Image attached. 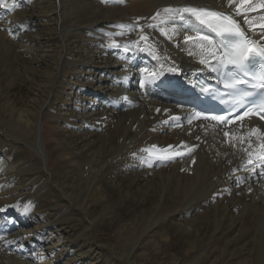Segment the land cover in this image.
<instances>
[{
    "label": "bare ground",
    "instance_id": "bare-ground-1",
    "mask_svg": "<svg viewBox=\"0 0 264 264\" xmlns=\"http://www.w3.org/2000/svg\"><path fill=\"white\" fill-rule=\"evenodd\" d=\"M4 3L0 264H264V141L250 135L264 126L246 120L225 140L139 72L171 84L211 71L199 61L214 57L184 44L186 21L152 19L166 7L231 12L254 40L264 10L245 14L250 27L227 0ZM152 146L184 155L141 151Z\"/></svg>",
    "mask_w": 264,
    "mask_h": 264
},
{
    "label": "snow or ice",
    "instance_id": "snow-or-ice-1",
    "mask_svg": "<svg viewBox=\"0 0 264 264\" xmlns=\"http://www.w3.org/2000/svg\"><path fill=\"white\" fill-rule=\"evenodd\" d=\"M124 0H117V3H123ZM229 7L235 4V12L238 15H245L249 12H257L259 10H264V0H227ZM0 6L7 8V4L4 0H0ZM165 16H161V12H157L152 19L156 20L160 18L161 24H167L174 22L176 17H179L180 21H187L191 28L190 31L194 32L195 35L186 34L183 37L184 44L192 45L194 48L200 50L201 56H212L216 57V43L212 37L204 34V30L207 32L214 33L216 37L220 38V46L222 49V54L217 59V64L212 65L211 61L202 58L199 63L205 65L206 67H211L214 71L225 70V78L223 80V86L229 89L228 95L232 96L231 103L238 107H243L245 103H251L253 107L248 108L240 119H244L250 113L255 112L256 114L264 113V34H261L259 40H254L249 38L244 31L241 30L240 25L235 19L229 14L220 11H214L206 8L197 7H183L179 9H173L166 7L163 9ZM264 20V16L260 17ZM245 20L252 27V20L248 19L245 15ZM194 22V23H193ZM199 25V28L196 27ZM261 29H264V23L257 25ZM120 27H123L121 25ZM149 27H153L149 25ZM172 31L176 32V25L173 24ZM141 40L147 41L148 37L141 35ZM151 47V45H149ZM128 51L127 47L124 49ZM169 71L175 72V68H170ZM140 75L142 77L141 87L145 84H155L159 79L161 73L155 70H151L148 67H142L139 69ZM248 77L249 79H244ZM128 77H125L127 80ZM245 85L247 88H251L259 92V96L255 100H247L249 97L256 96V92L247 91L241 89L239 86ZM202 92H209L208 88H201ZM124 99H127L125 97ZM159 111V110H158ZM198 118L200 113L195 114ZM264 119V116H261ZM213 120L225 121L223 116H213ZM191 123V121H189ZM232 123V121H228ZM255 134L257 138L264 141V133L260 132V129H253L250 135ZM224 136L226 138L230 137L229 132H225ZM243 142L244 137L239 138ZM252 145L249 144V148ZM259 147L264 149V142H261ZM194 149L189 148L190 153ZM141 151L146 152L148 156L156 159H167L172 156H182L184 153L176 151L174 153H169L167 149H158L156 146L151 148H145ZM244 151H247L244 149ZM249 159L248 164H253L251 159L252 152L247 153ZM260 160L264 163V154L260 155ZM193 163L195 161L193 160ZM0 211H4L0 208ZM27 211V208H25Z\"/></svg>",
    "mask_w": 264,
    "mask_h": 264
},
{
    "label": "rangeland",
    "instance_id": "rangeland-1",
    "mask_svg": "<svg viewBox=\"0 0 264 264\" xmlns=\"http://www.w3.org/2000/svg\"><path fill=\"white\" fill-rule=\"evenodd\" d=\"M72 103H70V105L67 106V108H69L71 106ZM63 105H66V103H64Z\"/></svg>",
    "mask_w": 264,
    "mask_h": 264
}]
</instances>
